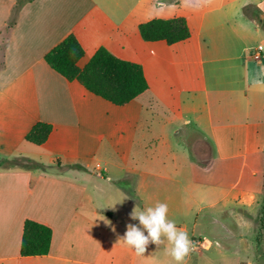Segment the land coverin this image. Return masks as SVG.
Masks as SVG:
<instances>
[{
	"label": "crops",
	"instance_id": "1",
	"mask_svg": "<svg viewBox=\"0 0 264 264\" xmlns=\"http://www.w3.org/2000/svg\"><path fill=\"white\" fill-rule=\"evenodd\" d=\"M152 1L0 0V158L78 166L61 175L0 168V264H160L155 247L138 256L119 241L125 233L116 212L103 201L96 205L89 194L94 176L89 158L104 154L117 175L107 176L98 163L95 176L117 183L128 207L141 211L157 201L167 203L169 220L194 246L184 264H200L206 256L192 253L213 248L207 238L193 236L206 207L222 206L242 227L257 226L256 241L264 234L259 224L264 217V0L181 10L171 18H186L191 36L173 45L140 35L141 23L157 19L151 17ZM70 34L85 51L80 67L104 47L141 64L148 90L125 106L109 108L79 82L66 80L44 57ZM250 38L256 41L252 48ZM147 93L175 113L152 140L163 145L150 151L145 136L132 139L139 124L150 125L143 111L135 117V103ZM151 107L149 100L141 109ZM174 120L179 122L171 128L173 136L190 140L185 151L164 146V132ZM38 122L53 125L42 145L26 141ZM149 125L143 131H150ZM124 140L130 152L126 164L118 160ZM136 148L147 157L143 165L134 160ZM104 218L115 226L113 238ZM26 220L52 229L49 254L21 255ZM134 223L127 218L126 229ZM228 236L247 243L246 233L228 230ZM247 247L255 249L252 242Z\"/></svg>",
	"mask_w": 264,
	"mask_h": 264
},
{
	"label": "rangeland",
	"instance_id": "2",
	"mask_svg": "<svg viewBox=\"0 0 264 264\" xmlns=\"http://www.w3.org/2000/svg\"><path fill=\"white\" fill-rule=\"evenodd\" d=\"M230 0H153L152 1V15L151 17L154 18H171L176 13H179L181 10L186 11H194V10H204L206 8L210 7H216L218 5L223 4L224 6H227ZM159 2H165L167 5L166 7H159ZM264 30V27H263ZM256 44V41L252 38L247 39V47H253V45ZM86 60V59H85ZM84 62V59L81 61ZM151 101L152 107L148 111H144L141 109L142 105H145L148 103V101ZM104 104H107L109 108H116L114 105H112L109 102L101 101ZM136 106H138V109H136L135 117L139 113V111H143L141 114V117H144L146 119L150 120V125L148 122H143L138 125V130L134 131L132 135L134 137L132 139L137 140V136H145V141L147 148L150 150H155L158 147L163 145V142L161 141L159 144L156 141H152L155 139L154 136L158 134L160 130H162L163 122L168 121L173 118L174 114L169 108L164 107L160 104L159 101H157L156 98L152 97L150 93H147L144 97H141V99H138L136 101ZM140 116V113L138 114ZM179 121L173 122L172 125H168L165 132V145L167 150H186L187 146L189 145V141L186 142V140H183L182 136H179V138H176L173 136L172 132V126L176 125ZM150 126V131L143 129H147V126ZM162 135V133H161ZM141 138V137H138ZM138 142V141H137ZM128 142L124 140L120 143L119 147V156L118 160L120 162L127 163V150ZM139 148H142L140 146ZM136 156L134 158L135 161H138L139 165H143L147 162V157L142 154V151H137V148L134 149ZM130 155V152H129ZM106 157V158H105ZM184 158V157H183ZM182 158V159H183ZM106 159H110V165L105 164ZM117 159V158H116ZM2 160V158H0ZM90 163L92 164L91 171L94 174L92 180L88 183V192L93 197L94 203L96 205H101V202H105L107 207H110L108 209H113L114 212H116V219L118 220L117 226L121 227L120 230L126 232V225L125 220L127 218H130V214L133 211L134 208H137L139 211V207H128L125 201L126 195L125 191H122V188L115 182H108L103 179L97 178L95 168L97 164H101L102 168H107V176H115L117 173L113 172V164L112 158L108 156H93L89 158ZM118 161V162H119ZM158 159H154L153 163H157ZM117 162V161H116ZM168 165L172 164L171 158H167ZM55 164V162H54ZM95 167V168H94ZM71 174V173H70ZM74 176V175H72ZM77 177V176H76ZM264 191V190H263ZM264 203V202H263ZM205 205V204H201ZM264 206V204H263ZM264 208V207H263ZM253 212L257 210L256 206L252 209ZM134 225L139 226V221L134 220ZM250 224V223H249ZM260 226L264 228V217L260 218L259 222ZM123 226V227H122ZM238 226V227H237ZM257 226L253 225H247L245 227H242L240 225L239 220L236 218V214H231V217L228 215H225L222 212V206H216L214 208L206 207L203 211H200L198 215V227L194 233V237L197 239L207 240L211 241L213 244V248L211 251H204L202 248L199 249V252H193L192 256L196 258V256H202L201 254H204L203 256H206L205 260H202L200 257V264H264V234H260L258 236V241H256L255 236V230ZM189 233L192 232V228L189 227ZM228 230L232 231L235 234H247L246 236V242L251 244V242L254 244L255 249L247 247V243L244 241H240V239L233 236H228ZM260 233V230H258ZM117 232V231H116ZM115 232L112 233V238L114 237ZM145 235H147L145 231ZM224 245L234 246L238 247V250H233V252L230 251V249L226 248ZM156 248V252L154 253L155 256L158 257L160 260V264H176V262L173 260V258L168 254V249H170L171 245L168 244L166 238H164V244L157 247L155 244H149L148 250L150 248ZM203 252V253H201ZM153 254V256H154ZM154 256V257H155ZM206 262V263H205Z\"/></svg>",
	"mask_w": 264,
	"mask_h": 264
},
{
	"label": "trees",
	"instance_id": "3",
	"mask_svg": "<svg viewBox=\"0 0 264 264\" xmlns=\"http://www.w3.org/2000/svg\"><path fill=\"white\" fill-rule=\"evenodd\" d=\"M142 39L147 42L166 41L173 45L190 38L191 31L186 18L153 19L139 25ZM85 51L78 39L70 34L45 55L47 64L69 82L77 81L90 93L119 107L125 106L148 90L144 68L141 64L123 60L101 47L84 67L79 66ZM53 131V125L38 122L26 135V141L42 145ZM23 168L61 175L75 166L57 161L45 165L24 157L0 160L1 169ZM53 232L48 226L26 220L23 228L21 255H47L51 249Z\"/></svg>",
	"mask_w": 264,
	"mask_h": 264
},
{
	"label": "clouds",
	"instance_id": "4",
	"mask_svg": "<svg viewBox=\"0 0 264 264\" xmlns=\"http://www.w3.org/2000/svg\"><path fill=\"white\" fill-rule=\"evenodd\" d=\"M168 212L167 203L159 201L154 206L141 211L134 208L130 217L132 220L138 219L139 226L128 224L124 236L119 238V241H123L132 248L136 255L143 256L149 244L159 247L164 244V238H166L171 245L168 254L176 264H184L185 258L194 250V246L187 232L183 228H178L175 221L169 220ZM105 224L111 226L113 232L116 231L111 221L105 219Z\"/></svg>",
	"mask_w": 264,
	"mask_h": 264
},
{
	"label": "built area",
	"instance_id": "5",
	"mask_svg": "<svg viewBox=\"0 0 264 264\" xmlns=\"http://www.w3.org/2000/svg\"><path fill=\"white\" fill-rule=\"evenodd\" d=\"M262 51V47H259V52L256 54V58L257 59H260V57H261V54H260V52Z\"/></svg>",
	"mask_w": 264,
	"mask_h": 264
}]
</instances>
